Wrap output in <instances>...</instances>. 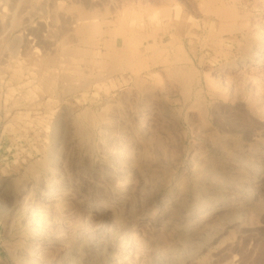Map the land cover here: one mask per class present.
Segmentation results:
<instances>
[{
	"label": "rangeland",
	"instance_id": "1",
	"mask_svg": "<svg viewBox=\"0 0 264 264\" xmlns=\"http://www.w3.org/2000/svg\"><path fill=\"white\" fill-rule=\"evenodd\" d=\"M215 262L264 264V0H0V264Z\"/></svg>",
	"mask_w": 264,
	"mask_h": 264
},
{
	"label": "bare ground",
	"instance_id": "2",
	"mask_svg": "<svg viewBox=\"0 0 264 264\" xmlns=\"http://www.w3.org/2000/svg\"><path fill=\"white\" fill-rule=\"evenodd\" d=\"M253 154H255V153H253ZM45 194L46 195H51L52 193H50L49 191H47V192H45ZM207 197L205 196V199H206ZM212 210H214V211H217V210H219L220 208L218 207V206H216V205H214V206H212V208H211ZM204 210H201V211H199L200 213H202ZM195 215H197V214H195ZM191 223L193 224V225H197V224H199V225H205L204 223H203V221L202 220H200V219H198V218H194V219H192L191 220ZM230 262V261H229ZM229 262H226V263H220V262H215L214 264H229Z\"/></svg>",
	"mask_w": 264,
	"mask_h": 264
}]
</instances>
